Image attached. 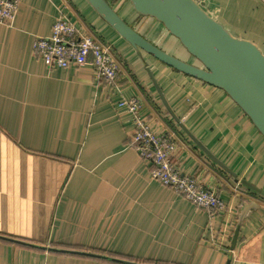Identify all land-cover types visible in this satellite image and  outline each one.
I'll list each match as a JSON object with an SVG mask.
<instances>
[{"label":"crops","instance_id":"crops-1","mask_svg":"<svg viewBox=\"0 0 264 264\" xmlns=\"http://www.w3.org/2000/svg\"><path fill=\"white\" fill-rule=\"evenodd\" d=\"M110 3L111 1L108 0ZM231 34L264 54V0H198ZM111 5L139 33L158 25L128 0ZM63 10L112 47L117 88L90 63L47 67L32 48ZM72 17V16H71ZM155 83L185 127L224 164L264 192V138L221 89L137 51L85 0H20L0 24V264H264V197L210 161L164 108ZM142 99L156 133L177 143L182 174L214 187L227 210L207 209L151 178L132 145L133 122L119 97ZM256 202L232 237L240 207ZM229 226L218 248L215 233Z\"/></svg>","mask_w":264,"mask_h":264},{"label":"water","instance_id":"water-1","mask_svg":"<svg viewBox=\"0 0 264 264\" xmlns=\"http://www.w3.org/2000/svg\"><path fill=\"white\" fill-rule=\"evenodd\" d=\"M90 7L132 48L142 51L163 64L223 90L250 119L264 138V54L251 41L231 34L209 14L198 0H128L134 11L159 22L176 38L191 61L182 59L148 40L133 28L108 0H85ZM160 100L180 130L207 158L251 192L264 197V192L245 180L212 154L185 127L155 83ZM253 190V191H252ZM256 202L243 204L237 214L232 237L236 241L243 219ZM127 264H134L122 260Z\"/></svg>","mask_w":264,"mask_h":264},{"label":"built area","instance_id":"built-area-1","mask_svg":"<svg viewBox=\"0 0 264 264\" xmlns=\"http://www.w3.org/2000/svg\"><path fill=\"white\" fill-rule=\"evenodd\" d=\"M20 0H0V24L11 25L15 19ZM33 52L44 64L67 67L90 63L95 80L105 82L117 88V76L120 64L115 58L112 47L73 23L63 10L52 24L47 36L37 35L32 43ZM118 105L131 116L133 132L131 142L141 158L151 164L150 176L176 192L181 193L197 207L207 209L212 217L216 212L227 210L224 200L214 187L205 186L193 176L182 174L175 166L173 157L177 143L171 134L156 133L143 112L142 99L137 96H120ZM215 233L211 242L218 248L225 249L222 243L229 237V226L223 233Z\"/></svg>","mask_w":264,"mask_h":264},{"label":"rangeland","instance_id":"rangeland-1","mask_svg":"<svg viewBox=\"0 0 264 264\" xmlns=\"http://www.w3.org/2000/svg\"><path fill=\"white\" fill-rule=\"evenodd\" d=\"M110 1L112 3L113 0H110ZM71 16H70V19H71V21L73 23H75L77 25H81L79 23L80 21L78 20V18L76 16H73V15H71ZM153 24L155 26L154 28H151V29L149 28L148 30H144L143 29V32L150 39H152L156 44H158V45H160V46H162V47H164L166 49H169V50H172L173 51L174 50V48L172 47L173 44H171V43H169L167 41V39L165 38V36H166L165 32L158 25H156L155 23H153ZM81 26L84 28L83 25H81Z\"/></svg>","mask_w":264,"mask_h":264}]
</instances>
